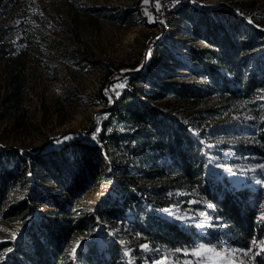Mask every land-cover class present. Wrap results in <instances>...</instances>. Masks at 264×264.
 <instances>
[{"label":"rangeland","instance_id":"1","mask_svg":"<svg viewBox=\"0 0 264 264\" xmlns=\"http://www.w3.org/2000/svg\"><path fill=\"white\" fill-rule=\"evenodd\" d=\"M207 1L203 5H225L236 12L235 28L239 31L253 30V27L264 31V0ZM165 3L166 0H35L34 10L42 11L49 20L43 33L47 42L53 43L52 58L48 66L37 67L30 77L29 92L22 104L4 109L0 103V149L8 146L19 148L21 152L22 149L42 151L45 139L54 134L85 133L92 128L98 131L101 120L109 115L106 109L102 110L100 88L103 86L111 99L126 91L142 106H154L188 127L191 137L200 142L201 150L208 151L204 159L213 181L218 184L222 181L227 188L259 187L258 193H263L259 199L260 217L264 211V170L257 166L264 163V140L260 141L259 135L254 133L256 125L264 121V87L258 96V115L254 117L246 104L238 100L226 101L215 93L206 95L208 79L197 72L199 65L190 54V47L213 48L202 36L203 25L200 24L197 34L193 32L201 14L194 9L195 3L187 5L183 14L171 12ZM210 19H220L227 25L221 15L210 16ZM234 37L239 41L250 38L237 34ZM250 53L264 54V39ZM135 74L137 77L130 80V75ZM163 82L168 86H163ZM177 82L198 83L200 95L204 97L183 101L173 89ZM128 120L124 112L113 114L105 141L99 148V158L94 156L95 152L82 153L76 144L75 148L65 151L69 160L76 152L79 170L88 174L77 200L82 210L103 207V198L122 199L124 187L136 192L140 186L148 195L160 185L146 175L148 168H127L130 167L127 158L134 147L128 136L134 125ZM91 137L95 139V134ZM256 149L258 154L254 153ZM52 152L44 150L48 159H52ZM7 167L11 168V163ZM39 173L42 175L39 185L35 184L34 177L28 184L16 182L8 191L0 212V242L16 239L23 247L27 237L20 234L32 217L51 209L49 194L55 193L62 201L67 200L66 184L56 187L52 170ZM189 195V192H175L170 195L175 200L172 203L160 207L146 204L152 214L160 213L181 225H195L197 230L207 234L212 218L205 214L194 216L189 203L184 202ZM26 196L30 201L24 218L3 216L7 205ZM139 199H145L144 195ZM137 215L139 219L146 216L145 212ZM126 224L128 222L113 223L108 217L98 218L88 228L75 231L69 244L75 249L80 240L93 233L101 247L106 236L123 244L127 264H155L165 257L167 264H186L194 259L177 258L173 251L160 246L150 245L144 252H135L123 231ZM216 250L228 253L235 249L222 246ZM234 258L237 264L241 261L248 264L242 252ZM214 260L219 258L209 256L208 264Z\"/></svg>","mask_w":264,"mask_h":264},{"label":"trees","instance_id":"2","mask_svg":"<svg viewBox=\"0 0 264 264\" xmlns=\"http://www.w3.org/2000/svg\"><path fill=\"white\" fill-rule=\"evenodd\" d=\"M34 4L35 0H0V103L4 109L22 104L29 92L30 77L37 67L48 66L52 58L53 43H48L43 33V27L49 20L42 11L34 10ZM165 6H169L171 12L183 14L187 5L178 6L173 0H166ZM194 9L201 14L193 28L194 34H197L200 24L203 25L202 36L213 46L212 49L190 47L191 58L199 65L197 72L208 79L206 95L215 93L226 101L238 100L246 104L253 117L257 116L260 108L258 96L264 87V54L256 56L250 52L261 45L264 31L257 27L239 31L235 28L238 21L236 12L225 5H195ZM211 15H221L227 20V25L220 19L211 20ZM235 34L242 38L249 35L250 38H240L239 41ZM136 77L137 74L130 75L129 79ZM162 85L168 86L164 82ZM198 85L177 82L173 89L183 101H197L204 97L200 95ZM103 88L99 93L104 105L102 110L106 109L109 115L101 120L98 131L92 128L85 133L67 131L54 134L45 139L42 151H30V154L16 147L1 146L0 212L13 185L16 182L28 184L34 177L35 184L39 185L42 182L40 171L52 170L56 187L66 184L67 200L62 201L55 193L49 194L51 209L32 217L20 234L27 237L23 247L16 239L0 242V254L12 249L5 257H0V264H127L124 245L111 237L106 236L101 247L92 233L91 237L80 240L75 249L71 248L72 234L88 228L102 217H108L113 223L128 222L123 231L130 238L135 252H144L145 244L160 246L173 251L177 258L193 257L190 264H198L200 258L184 253H191L200 246L244 250L252 240L259 242L264 237V223L259 217V199L263 193H258L259 187L227 188L226 183L213 181L208 176L204 159L208 151L206 148L201 150L200 142L191 137L186 125L172 120L154 106H142L126 91L111 99ZM121 112L134 125L128 133L134 147L127 158L130 166L127 168H148L146 175L160 185L148 195L140 186L136 192L124 187L121 189L122 199L111 201L103 198V207L82 210L77 200L88 174L79 170L76 152L69 160L65 151L75 148L76 144L82 153L95 152L94 156L99 158L106 128L113 114ZM256 126L254 134L263 141L264 121ZM92 133L95 139L91 137ZM46 149L53 151L52 159L47 158ZM254 153L259 151L256 149ZM9 163L11 168L7 167ZM175 192L191 194L184 202L189 203L194 216L203 213L212 218L207 234L197 230L195 225H181L160 213L149 212L146 203L159 207L172 203L175 200L170 195ZM143 195L145 199H139ZM29 201L26 196L10 203L3 216L24 218L29 212ZM134 211L136 215H133ZM140 212H145L146 216L139 219L137 214ZM257 249L254 248L253 253ZM246 258L248 264H259L261 260V257H256L253 262L251 254Z\"/></svg>","mask_w":264,"mask_h":264},{"label":"snow or ice","instance_id":"3","mask_svg":"<svg viewBox=\"0 0 264 264\" xmlns=\"http://www.w3.org/2000/svg\"><path fill=\"white\" fill-rule=\"evenodd\" d=\"M257 167L260 170H264V163L259 164ZM252 171L255 172L256 169L254 168L252 169ZM201 215H203V213ZM260 221L264 222V211H262V214L260 216ZM143 247L147 249L148 245L145 244L143 245ZM254 248H258V250L253 253ZM239 252H242V255L245 257H249L251 254V259L253 262L256 261V257H261L259 264H264V240H260L259 242H257V240H252L250 246L247 249L229 250L228 253H222L220 251H217L214 248H207L204 246H200L195 251L191 253L185 252L184 254L199 257L200 259L198 261V264H208L209 256L219 258L218 261H215V260L212 261V264H237V261L235 260L234 257ZM202 253L204 255H202ZM155 264H167V258L165 257V258L159 259L155 261ZM186 264H190V262H186ZM239 264H244V262L241 261L239 262Z\"/></svg>","mask_w":264,"mask_h":264},{"label":"built area","instance_id":"4","mask_svg":"<svg viewBox=\"0 0 264 264\" xmlns=\"http://www.w3.org/2000/svg\"><path fill=\"white\" fill-rule=\"evenodd\" d=\"M173 2L175 3V5H178V6L189 5V4L195 3V5L200 7L208 1L207 0H173ZM211 16L215 17L216 15H211Z\"/></svg>","mask_w":264,"mask_h":264},{"label":"water","instance_id":"5","mask_svg":"<svg viewBox=\"0 0 264 264\" xmlns=\"http://www.w3.org/2000/svg\"><path fill=\"white\" fill-rule=\"evenodd\" d=\"M22 152L26 153V154H30L31 152L25 149H22Z\"/></svg>","mask_w":264,"mask_h":264}]
</instances>
